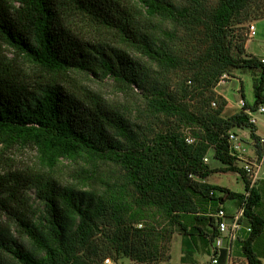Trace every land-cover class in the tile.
Returning a JSON list of instances; mask_svg holds the SVG:
<instances>
[{
  "label": "trees",
  "instance_id": "obj_1",
  "mask_svg": "<svg viewBox=\"0 0 264 264\" xmlns=\"http://www.w3.org/2000/svg\"><path fill=\"white\" fill-rule=\"evenodd\" d=\"M251 2L216 0L207 10V0H0V264H90V256L114 253L168 264L174 235L191 244L183 257L210 258L214 215L226 213L227 201L242 210L233 242L243 257L231 258L232 242L218 264H263L260 180L251 185L229 141L230 132L248 131L260 161L261 137L246 111L264 106V66L234 54L243 50L229 38ZM198 27L204 51L185 35ZM233 69L258 71L254 99L224 117L227 101L215 89ZM79 75L109 78L124 94L139 89L134 119L80 86ZM18 149L34 152L30 166L8 157ZM64 162L76 169L74 183L57 175ZM216 172L237 173L243 193L208 183ZM196 199L214 201L215 211L200 210ZM106 223L109 232L97 238Z\"/></svg>",
  "mask_w": 264,
  "mask_h": 264
},
{
  "label": "rangeland",
  "instance_id": "obj_2",
  "mask_svg": "<svg viewBox=\"0 0 264 264\" xmlns=\"http://www.w3.org/2000/svg\"><path fill=\"white\" fill-rule=\"evenodd\" d=\"M170 1H172L177 6H184L188 4L189 0H170ZM215 3L216 0H207V3H205L207 10L213 8ZM246 13L249 16L248 20L235 23L234 26L230 29L229 38L232 39L233 44H236V46L240 47L241 50H243L240 53H236L238 49H236L237 47H235L234 54H237L242 58H249V57L264 58V16H263L264 0H252L250 6L246 10ZM249 22H253L255 26V36L251 39L247 38V36L245 35V28ZM163 28L164 26H161L160 29L163 30ZM178 35L182 37L184 35L183 30L182 31L179 30ZM185 35L188 36L190 40L189 46L193 44V46L196 49H199L198 51L205 50L203 43L204 36L199 27L190 29L189 32L185 31ZM131 54L136 57L139 56L133 51L131 52ZM227 75L229 76V79L223 83H219L215 89L217 95L227 101V106L223 112L224 117H228L233 113L239 111L240 106L238 105V101L242 99V95L244 101H246L248 104H251L253 102L254 99L253 79L257 78L258 71L233 69ZM77 80L80 83V86L85 87L86 89H91V91L98 93L99 95H101V97L105 100L107 104L114 106L121 111H126V113L130 115L131 120L134 119L135 112H133V110L135 107L139 105V103H141L140 92L138 88H137L138 92L136 91L135 94L134 93L124 94L119 90L118 86L109 78L102 80L100 78H96L91 75L89 76L79 75L77 77ZM198 102L199 99L197 98L195 103L198 104ZM131 112L133 113L131 114ZM253 115L254 118L256 119V126L258 130V133H256V135L264 138V114L256 112ZM241 132H237L239 139L241 141H244L245 143L244 147L247 148L245 155H243V158L247 159L250 162H256L255 160L256 156L252 152L253 146L250 143L251 141L249 140V133L246 130ZM242 134L244 135L248 134L247 138H245L244 135L242 136ZM188 138L191 139L189 136ZM262 148H263L262 152H264V145H262ZM7 154L8 157L13 160L14 165L19 168H23L24 166H30L34 161V152L29 149L11 150ZM208 163L209 166L212 168H217L221 166L220 163L215 159L214 160L210 159ZM241 165L242 163L239 164V166ZM260 167L261 168L259 169L257 174V180L260 181H258L257 187L262 194V200H264L263 197L264 160L262 161ZM57 175L63 184L74 183L77 180L74 179V177L78 176L76 174V169H74V165L73 164L70 165L67 162H64L63 165L60 166ZM115 177H117L116 174ZM207 182L213 185L225 187L236 193H243L244 190L243 180L237 173H233V172L213 173L208 177ZM216 193L217 195H221L220 192H216ZM30 196H31L30 202H32L33 210H36L37 216L41 215L42 205L33 199V194L31 192H30ZM196 201L200 210H205V211L209 210L213 212L215 211L216 204L214 201H206L205 199H200L199 201L196 199ZM260 208H261V204L258 208H256V211L262 213ZM224 209L226 210V214L228 217L240 213V209L235 205L234 202L231 201L225 202ZM156 219H158V217H156ZM3 220H5V218H2V221ZM107 224L108 223L100 226V228L102 229L101 230L102 234H99L97 238H103L104 234L105 233L107 234L109 232V228H106ZM15 228H16L15 226L11 228V233L15 237L16 236L19 237L16 234L17 232ZM22 240L26 242L25 239ZM257 240L262 242L261 245L264 248V231L258 237ZM97 244L99 246L101 245V243L99 242H97ZM188 245H186V247L185 245L182 246L179 236L174 235L171 242L170 261L168 264H207L208 263L210 258L206 254L204 255L195 254L192 256V258H190V256L188 258L183 257L182 250H185L186 252L187 250H190L189 247H191L190 246L191 244ZM103 248H105V245ZM114 256L115 253L112 254V258L110 257L107 258L106 256V258L101 260L99 259L101 258L100 256L93 255L88 258V261L90 264H143V263L131 261L127 257H123L121 255L118 256V258L114 259ZM234 257H236L238 260H240L243 257L240 242L235 241L232 243L231 258ZM189 259H192V262L188 261ZM262 262L264 264V259H262ZM161 264H165V263H161ZM233 264H240V262L236 261V263Z\"/></svg>",
  "mask_w": 264,
  "mask_h": 264
},
{
  "label": "built area",
  "instance_id": "obj_3",
  "mask_svg": "<svg viewBox=\"0 0 264 264\" xmlns=\"http://www.w3.org/2000/svg\"><path fill=\"white\" fill-rule=\"evenodd\" d=\"M245 35L247 38L251 39L255 36V26L254 23H250L245 28ZM260 62L264 66V58L260 59ZM229 79V76L227 74H223L220 78V83L225 82ZM238 105L240 107L245 106L244 100L240 99L238 101ZM247 114L250 116V122L256 123V119L254 118V113L250 110L246 111ZM257 113L264 114V106L261 105L257 111ZM229 141L231 144L232 151L243 160L242 167L244 168L245 172L248 174H252V180L251 185L257 180V174L259 169L261 168L262 161L264 160V152L263 155L259 161L257 162V157H255L256 162H250L247 159L243 158V155H245L247 148L244 147V144L239 139L237 135H235L233 132L229 133ZM187 143H192V140L187 138ZM260 143L264 145V138L261 137ZM205 162H207V158L204 159ZM248 193H246V196ZM242 215V210H240V213L232 215L231 217H228L227 214L223 210H219L214 216L217 219V231L219 233V236L215 238L214 240V248L216 250V254L214 256H211L209 259L208 264H218V256L220 253V250L223 248L229 249V245L235 240L237 234L240 232V230L243 228V226L239 223V219ZM246 231L249 232L250 228L247 227ZM226 242V246H225Z\"/></svg>",
  "mask_w": 264,
  "mask_h": 264
},
{
  "label": "crops",
  "instance_id": "obj_4",
  "mask_svg": "<svg viewBox=\"0 0 264 264\" xmlns=\"http://www.w3.org/2000/svg\"><path fill=\"white\" fill-rule=\"evenodd\" d=\"M256 133H258V130H257V132H256ZM243 135H244V134H242V136H243ZM247 136H248V134H247V135H244V137H245V138H247ZM260 137H261V136H260Z\"/></svg>",
  "mask_w": 264,
  "mask_h": 264
},
{
  "label": "clouds",
  "instance_id": "obj_5",
  "mask_svg": "<svg viewBox=\"0 0 264 264\" xmlns=\"http://www.w3.org/2000/svg\"><path fill=\"white\" fill-rule=\"evenodd\" d=\"M209 262V261H208Z\"/></svg>",
  "mask_w": 264,
  "mask_h": 264
}]
</instances>
